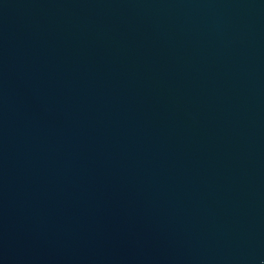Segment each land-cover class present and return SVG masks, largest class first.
<instances>
[{"label":"water","instance_id":"95a60500","mask_svg":"<svg viewBox=\"0 0 264 264\" xmlns=\"http://www.w3.org/2000/svg\"><path fill=\"white\" fill-rule=\"evenodd\" d=\"M0 264H264V0H0Z\"/></svg>","mask_w":264,"mask_h":264}]
</instances>
